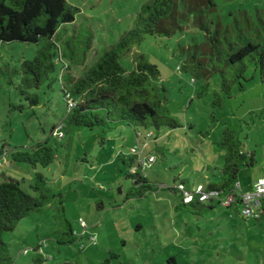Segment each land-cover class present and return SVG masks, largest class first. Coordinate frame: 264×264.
<instances>
[{
	"label": "rangeland",
	"instance_id": "374dc122",
	"mask_svg": "<svg viewBox=\"0 0 264 264\" xmlns=\"http://www.w3.org/2000/svg\"><path fill=\"white\" fill-rule=\"evenodd\" d=\"M66 1L79 10L74 22L65 26L68 40L77 46L91 38L86 60L90 66L97 52L108 49L132 29L147 0ZM214 2L215 8L207 13L212 31L217 26L229 30L238 44L255 41V29L263 31L264 0ZM180 25L181 30L170 37L145 36L121 58L128 72L134 68L137 53L158 67L156 83L165 88L164 104L178 124L174 129L136 128L142 134L139 143L147 132L153 134L147 138V151L155 161L145 175L164 186L173 185L176 179L185 181L188 189L196 190L210 177L211 169L222 166L224 150L215 142L227 128L241 152L253 153L254 165L243 164L237 175L239 190L249 191L254 181L264 177V83L250 68L246 74L252 77L243 82V89L236 83L228 96H222L220 74L210 69L209 61L206 77H196L192 70L196 61L191 56L202 57V50L193 47L205 41L195 14H188ZM39 46L3 44L0 70L17 68L24 58L31 59ZM81 72L72 68L69 74L76 78ZM18 83L14 74L5 77L0 73V181L18 180L33 195L31 185L39 172L53 197L4 233L12 264H264V218L242 219L237 210L222 206L197 217L183 206L176 209L180 196L169 190L125 199L132 181L125 176L128 170L118 161V154L127 153L135 142L132 129L121 126L108 131L104 143L99 141L98 128L63 127L60 137L58 131L52 132L67 113L60 82L31 91L39 99L38 105L31 107L18 93ZM198 91H202L200 96ZM216 93L221 96L218 106L213 105ZM20 105V110L12 108ZM43 142L54 153L47 167L34 169L8 157L6 147L28 148ZM69 226L73 239L64 234Z\"/></svg>",
	"mask_w": 264,
	"mask_h": 264
},
{
	"label": "trees",
	"instance_id": "16d2710c",
	"mask_svg": "<svg viewBox=\"0 0 264 264\" xmlns=\"http://www.w3.org/2000/svg\"><path fill=\"white\" fill-rule=\"evenodd\" d=\"M214 8V0H147L137 12L132 29L123 32L108 49L97 52L91 65L87 66L91 38L87 37L76 46L72 44V39L68 40L70 35L65 31V26L73 23L79 12L76 7L66 0H0V47L13 42L40 45L31 59L24 58L17 68L7 69L4 73L0 70V73L5 77L14 74L19 78L16 89L30 107L39 103L38 95L31 91L42 86L52 88L54 81L60 82L67 113L59 124L52 127V132L58 131L60 137L63 136V127L98 128L99 141L104 143L108 131L126 126L132 129L134 139L138 140L142 135L136 129L138 126L159 130L163 127L174 129L178 124L164 104L165 88L156 83L160 77L158 67L137 53L134 55V68L128 72L121 58L133 46L140 44L145 36L170 37L181 30L180 21L188 14H195V22L205 35L202 46L193 47L202 50V57L191 56L196 61V65L192 66L196 77H206L210 73L205 68L209 61L210 69L220 74L222 96H228L236 83L242 90L243 82L252 77L246 74L250 68L264 83V28L263 31L255 29V41L243 38L244 43L238 44L229 35V30L223 31L219 26L211 30L207 13ZM241 37L243 35L237 38ZM72 68L82 69L81 74L76 78L71 76L69 71ZM8 83H11L9 78ZM201 94L202 91H198V95ZM220 94L214 95V106L220 104ZM12 108L20 110L22 105ZM152 136V132H147L144 139ZM134 143L127 153L118 154V161L128 170L125 176L132 181L125 199L143 198L159 189L169 190L180 196V206L176 209L183 206L197 217L222 206V201L229 195L239 202V193H244L237 185L240 167L255 163L253 153L241 152L231 131L225 128L221 139L215 142L218 148L224 150L222 166L213 171L204 184H199L203 190L196 192L188 189L185 181L177 182V179L171 186L150 181L145 175L147 168L139 164L137 155L130 154ZM147 144L142 149L143 155H153L147 151L149 142ZM6 151L12 161L29 164L34 169L47 167L54 160L53 149L46 142L28 148L6 147ZM35 176L31 185L33 195L25 191L18 180L3 178L0 181V264L13 262L8 244L3 240L4 233L10 232L18 220L37 211L53 197L51 189L45 185L44 176L39 172ZM185 193L191 195L190 200L184 201ZM202 194H208V197L200 199ZM237 203L226 208L234 205L239 208ZM64 234L73 239L70 226ZM37 257L38 262L43 261L41 255Z\"/></svg>",
	"mask_w": 264,
	"mask_h": 264
},
{
	"label": "built area",
	"instance_id": "2783aa9c",
	"mask_svg": "<svg viewBox=\"0 0 264 264\" xmlns=\"http://www.w3.org/2000/svg\"><path fill=\"white\" fill-rule=\"evenodd\" d=\"M193 81V79H192ZM60 135H62L60 133ZM150 134H147L149 136ZM148 140L144 139L142 143L136 139L134 145L130 148V154L138 156V162L142 165L143 168L149 167L154 161V155H143L142 149L148 146ZM239 188V185H238ZM203 187L198 185L196 188V192H201ZM239 193V192H238ZM208 197V194H202L200 199H204ZM191 195L189 193H185L184 201L190 200ZM238 200L233 196L229 195L222 201V206L228 207L231 204L237 203L239 208V215L243 219H260L264 216V177L258 178L254 181L251 189L244 193H239ZM79 223L82 227H86L85 222L82 219H79ZM93 244H95L93 242Z\"/></svg>",
	"mask_w": 264,
	"mask_h": 264
},
{
	"label": "crops",
	"instance_id": "0c3cea01",
	"mask_svg": "<svg viewBox=\"0 0 264 264\" xmlns=\"http://www.w3.org/2000/svg\"><path fill=\"white\" fill-rule=\"evenodd\" d=\"M217 168H219V167H217ZM217 168H216V169H217ZM213 171L216 172V170H212V169H211L210 176H211V174H212ZM251 187H252V184L250 185V188H251ZM240 188H241V185H240ZM240 191H241V190H240ZM241 192H244V191H241ZM222 207H224V206H222ZM224 208H226V207H224ZM226 209H227V210H229V209H235V210H237V212L239 213L238 207L235 206V205L232 206V207H230V208H226ZM261 218H264V216H262ZM261 218H260V219H261ZM242 219H243V218H242ZM260 219H259V220H260Z\"/></svg>",
	"mask_w": 264,
	"mask_h": 264
}]
</instances>
